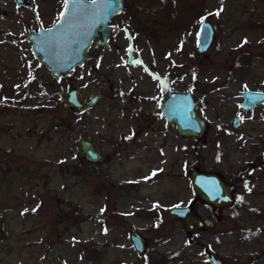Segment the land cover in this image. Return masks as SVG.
I'll list each match as a JSON object with an SVG mask.
<instances>
[{
    "label": "rangeland",
    "instance_id": "rangeland-1",
    "mask_svg": "<svg viewBox=\"0 0 264 264\" xmlns=\"http://www.w3.org/2000/svg\"><path fill=\"white\" fill-rule=\"evenodd\" d=\"M63 4L0 0V264H210L204 248L264 264V103L248 113L240 96L264 90V0H124L109 42L55 79L25 36ZM202 21L214 30L204 53ZM69 84L103 97L79 113L59 99ZM166 86L201 99L210 125L195 147L161 114ZM82 137L104 163L83 162ZM192 164L238 185L221 219L195 204L215 226L188 236L164 208L193 199Z\"/></svg>",
    "mask_w": 264,
    "mask_h": 264
},
{
    "label": "water",
    "instance_id": "water-1",
    "mask_svg": "<svg viewBox=\"0 0 264 264\" xmlns=\"http://www.w3.org/2000/svg\"><path fill=\"white\" fill-rule=\"evenodd\" d=\"M15 3L25 5L26 0H14ZM66 2V0H65ZM123 7V0H97L95 5L91 0H83V6L75 11L71 20L62 19L61 14L57 21L43 27L38 23L37 31L29 30L25 39L31 43V48L38 62L43 64L55 79H60L63 74L72 71L81 65L88 57V51L95 37L96 46L105 45L112 31L111 18L118 14ZM72 11L71 0H68V10L65 3L61 13L68 17ZM214 31L209 22H202L199 31V51L205 52L213 39ZM58 96L68 108L83 112L92 108L102 99L101 93H90L86 101L82 98L79 87L69 84L65 90H59ZM241 106L251 111L255 105L264 102V91L244 89L240 91ZM199 98L190 90L178 91L167 87L165 89L160 110L168 124H174L176 131L186 138L192 137L204 141L207 135L208 120L198 113ZM83 162L102 164L106 161L94 146L86 139L80 138ZM190 183L196 197L185 205H172L165 207L167 216L178 219L182 223L183 231L191 236L199 231H211L215 224L212 219L202 217L196 210L194 203L201 201L213 206V213L221 219V210L231 207L234 202L236 185L223 180L217 172H203L191 168ZM128 237L135 251L140 254L145 249V239L136 230H130ZM206 259L210 264H223L213 250L204 248Z\"/></svg>",
    "mask_w": 264,
    "mask_h": 264
},
{
    "label": "flooded vegetation",
    "instance_id": "flooded-vegetation-1",
    "mask_svg": "<svg viewBox=\"0 0 264 264\" xmlns=\"http://www.w3.org/2000/svg\"><path fill=\"white\" fill-rule=\"evenodd\" d=\"M64 3H65V0H64ZM123 5H124V0H123ZM63 6H64V4H63ZM123 8V7H122ZM62 9H63V7H62ZM62 12V11H61ZM61 12H60V14H61ZM59 14V15H60ZM116 15H118V14H116ZM115 15V16H116ZM114 17V16H113ZM112 17V18H113ZM111 18V19H112ZM202 22H205V21H202ZM202 22H201V24H202ZM201 24H200V26H201ZM200 26H199V31H200ZM212 26V25H211ZM212 29H213V26H212ZM214 31V30H213ZM111 34H112V31H111V33H110V36H111ZM214 35V34H213ZM110 36H109V39H110ZM198 38H199V33H198ZM99 39H101V37L100 36H98V37H95V39H94V41L92 42V44L94 43V45L96 46V41L97 40H99ZM213 40V39H212ZM108 42H109V40H108ZM107 42V43H108ZM212 42V41H211ZM106 43V44H107ZM105 44V45H106ZM211 44V43H210ZM210 44H209V46H210ZM92 46V45H91ZM104 46V45H103ZM208 46V47H209ZM208 47L206 48V50L208 49ZM197 50H198V52H200V53H204V52H201V51H199V47H198V39H197ZM205 50V51H206ZM86 60V59H85ZM84 60V61H85ZM168 86H166L165 87V89L167 88ZM251 90V89H250ZM191 91V90H190ZM261 91H264V90H261ZM164 92H165V90H164ZM192 92V91H191ZM193 93V92H192ZM90 94V93H89ZM164 95V94H163ZM194 95V94H193ZM89 97V96H88ZM103 97V96H102ZM87 101V100H86ZM100 101V100H99ZM98 101V102H99ZM162 101V100H161ZM161 101H160V103H161ZM200 101H201V99H199V104H200ZM242 103V102H241ZM264 103V102H263ZM97 104V103H96ZM95 104V105H96ZM94 105V106H95ZM258 105H260V104H258ZM258 105H255L253 108H252V110L251 111H248V110H246L245 108H243L246 112H248V113H250V112H252L253 110H254V108L256 107V106H258ZM93 106V107H94ZM159 108H160V105H159ZM198 108H199V105H198ZM89 109H91V108H89ZM89 109H87V110H89ZM74 110V109H73ZM87 110H85V111H87ZM76 111V110H75ZM85 111H83V112H85ZM161 111V110H160ZM78 112V111H77ZM79 113H82V112H79ZM162 114V113H161ZM163 116V115H162ZM167 123V122H166ZM208 124H209V121H208ZM239 124H240V115H234V117H233V121H232V125H233V127H238L239 126ZM210 125V124H209ZM175 126V125H174ZM178 133V132H177ZM178 135L181 137V138H183V139H187L186 137H184V136H181L179 133H178ZM189 138H192V137H189ZM194 140H195V145H194V147L197 145V143L198 142H203V141H201V140H197L196 138H193ZM105 157V156H104ZM106 159H107V157H105ZM191 168H197V169H200L201 171H203V172H217V171H214V170H211V171H207V170H202L199 166H197L196 164H192V165H190L189 166V184H190V187H191V183H190V178H191ZM252 169H253V167H252ZM251 169V167H249V168H247V170L248 171H251L252 170ZM217 173H219V172H217ZM220 175H221V177L223 178V180L224 181H226V182H228V183H234L235 185H236V187H237V183L238 182H231V181H227L223 176H222V174L221 173H219ZM191 189H192V187H191ZM194 192V191H193ZM235 193V192H234ZM196 197V195H195V193H194V197H193V199ZM193 199L190 201V202H192L193 201ZM234 199H235V196H234ZM189 202V203H190ZM197 202H200L201 204H203V205H205V206H207V207H209L210 209H211V211H212V214L214 215V213H213V206H211V205H209V204H207V203H205V202H203V201H201L200 199H198L195 203H194V205L197 203ZM188 204V203H187ZM232 207V206H231ZM196 208V207H195ZM225 208H230V207H224V208H222V209H225ZM165 209V208H164ZM203 217V216H202ZM205 218H210V217H205ZM210 219H212V218H210ZM134 230V229H133Z\"/></svg>",
    "mask_w": 264,
    "mask_h": 264
},
{
    "label": "snow or ice",
    "instance_id": "snow-or-ice-1",
    "mask_svg": "<svg viewBox=\"0 0 264 264\" xmlns=\"http://www.w3.org/2000/svg\"><path fill=\"white\" fill-rule=\"evenodd\" d=\"M72 3V11L69 14L68 17H65L64 13H61L62 19H68L71 20L72 16L75 14V11L83 6V0H71ZM97 3V0H91V4L95 5ZM65 9L68 10V0L65 2ZM216 15H219V12L216 13ZM136 63H140L139 61H135Z\"/></svg>",
    "mask_w": 264,
    "mask_h": 264
}]
</instances>
